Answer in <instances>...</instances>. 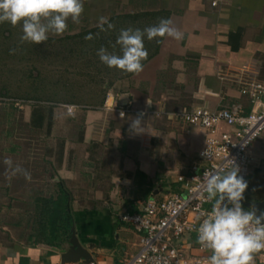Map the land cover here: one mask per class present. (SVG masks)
I'll list each match as a JSON object with an SVG mask.
<instances>
[{"label":"crops","instance_id":"obj_1","mask_svg":"<svg viewBox=\"0 0 264 264\" xmlns=\"http://www.w3.org/2000/svg\"><path fill=\"white\" fill-rule=\"evenodd\" d=\"M108 1L105 17L115 28L98 40L74 39L73 46L79 54L88 55L92 64L90 87L96 86L100 95L110 91L113 107L105 109L101 98L90 107L74 110L82 113L81 132L73 137L72 152L66 145L58 149L52 169L35 166L33 157L19 149L17 121L12 120L17 115L12 112L20 108L26 130H38L37 137L46 140L52 124L62 123L64 107H53V112L30 104L17 108V103L2 102L0 96V143L5 137L9 144L6 151L0 147V192H14L6 200L0 194V209L15 206L23 192L29 193L21 202L25 215L9 221L0 215V264H114L135 253L139 234L118 214L140 211L149 196L159 200L171 193L184 194L183 180L178 177L203 166L199 151L205 129L178 119L176 112L234 106L249 112L250 98L241 93L240 82L264 80V0H122L118 6ZM162 18H171L184 38L149 41L145 37L149 55L142 72L129 74L101 63L100 47L120 53L118 45L113 48L120 29H144ZM95 22L74 29L72 35L95 28ZM123 107L132 110L119 116L117 109ZM143 108L162 113L142 117L145 131L133 133L131 120ZM248 153L249 169L239 174L248 184L242 201L246 211L248 201L264 199V131L250 144ZM46 154L41 159L47 164L50 154ZM17 165L27 178L23 173L13 175ZM58 185L70 193L73 228L88 258L65 261L62 255L69 242L58 248L38 242L32 233L35 198L49 196L52 192H45L54 193ZM181 243L187 254L208 264L210 252L198 250L192 234ZM254 264H264V251L255 255Z\"/></svg>","mask_w":264,"mask_h":264},{"label":"clouds","instance_id":"obj_2","mask_svg":"<svg viewBox=\"0 0 264 264\" xmlns=\"http://www.w3.org/2000/svg\"><path fill=\"white\" fill-rule=\"evenodd\" d=\"M84 2L85 0H0V24L7 22L13 27L19 25L22 32L20 42L38 45L47 42L50 34L62 36L68 29L69 21L79 25ZM96 27L100 32H108L115 25L108 17L101 16ZM145 37L149 41L163 37L180 41L184 38V33L171 18H162L158 24L144 29L122 28L113 45V48L119 46L120 53L109 52L102 46L98 49L97 56L108 68L139 74L149 55L144 44ZM85 39L91 40L93 36L90 34ZM160 42L157 39V43ZM11 52L14 53L15 49ZM142 117L143 113L131 120V132L145 131ZM5 163L11 166L10 160H5ZM239 171V167L232 161L229 169H218L207 174L203 184L206 199L211 202L212 207L203 214L196 232L198 244L210 252L208 264H254L255 255L264 251V212L257 215L255 209H244L242 201L248 184L239 175ZM16 173H23L28 177L26 171L18 165L13 175Z\"/></svg>","mask_w":264,"mask_h":264},{"label":"built area","instance_id":"obj_3","mask_svg":"<svg viewBox=\"0 0 264 264\" xmlns=\"http://www.w3.org/2000/svg\"><path fill=\"white\" fill-rule=\"evenodd\" d=\"M214 3V2H213ZM240 91L250 98L251 110L243 113L237 107L210 110L203 107L182 109L175 116L195 126L205 129L203 146L199 157L203 166L183 180L184 194L171 193L162 199L149 196L140 211H122L118 219L130 224L139 234V247L135 253L114 264H200L201 258L191 256L183 249L181 239L192 234L198 250L207 251L197 242L198 227L203 214L211 210L203 190L207 174L227 170L232 161L239 167V174L245 173L250 166L248 153L250 144L264 131V80L246 79L240 82ZM112 94L107 91L102 106L112 109ZM67 113H72L75 104H62ZM130 107L117 109L123 116ZM145 116H159L157 110L139 111ZM225 126V129H222ZM207 153V155H204ZM209 252V251H207Z\"/></svg>","mask_w":264,"mask_h":264},{"label":"rangeland","instance_id":"obj_4","mask_svg":"<svg viewBox=\"0 0 264 264\" xmlns=\"http://www.w3.org/2000/svg\"><path fill=\"white\" fill-rule=\"evenodd\" d=\"M107 1L85 0L79 25L69 21L68 29L62 36L50 34L47 42L38 45L28 42L21 43L19 40L22 35L21 27L19 25L16 27L11 24L6 25L10 27V31L0 32V96L2 102L17 103V108L26 104L50 106L53 112V107H59L62 104H75L81 108L90 107L101 98L103 101L105 94L100 95L95 92L99 90L96 86L90 87L93 74L88 55L79 54L77 48L73 46V40L79 38L66 37L67 35L72 36L74 29L91 25L94 20H97L95 23H98L101 16L105 17L106 8L104 7ZM114 1L117 6L122 2V0ZM95 7H98V10ZM94 14L97 16L94 17ZM83 19L89 22L83 21ZM69 27L71 28L69 29ZM62 45L67 47H62ZM12 49H15L14 53L11 52ZM19 109L12 112V115H17V117L13 116L12 120L15 118L17 121L14 128L16 129L15 133L21 138L18 139L19 146H21L19 149L33 157L32 161L35 162V166H43L44 168L47 166L52 169L57 162L59 148L64 149L66 145L67 150L71 152L74 150L73 137L81 132L82 113L76 111L72 113L63 112L60 117L62 122L60 126L52 124L48 139L41 140V137H37L39 136L38 130L28 132L23 126L25 124L23 113ZM63 139L64 141L67 140L64 144ZM1 146L3 151L8 149L9 144L5 137L1 140ZM46 152L50 154H46L50 157L48 159L49 164L41 159ZM24 160L21 158V163ZM51 192L53 193V191L47 190L45 194ZM10 193L14 195V192H0L4 200L11 199ZM18 194L20 193L18 192ZM28 194L23 192L21 194L23 199L18 203L14 202L17 207L16 205L1 207V218L9 221L19 219L20 214L25 215L26 208L21 202H25V197Z\"/></svg>","mask_w":264,"mask_h":264},{"label":"trees","instance_id":"obj_5","mask_svg":"<svg viewBox=\"0 0 264 264\" xmlns=\"http://www.w3.org/2000/svg\"><path fill=\"white\" fill-rule=\"evenodd\" d=\"M9 24L7 22L0 24V32L10 31ZM103 33L100 32L98 27H95L66 38L73 39L77 37L84 40L86 36L91 34L93 36L91 40H98L104 38ZM89 64L92 65L91 63ZM48 108L51 111V107L49 106ZM72 227L71 198L69 191L65 187L58 185V189L49 196H37L35 198L32 233L38 242L58 248L63 247L69 242Z\"/></svg>","mask_w":264,"mask_h":264},{"label":"water","instance_id":"obj_6","mask_svg":"<svg viewBox=\"0 0 264 264\" xmlns=\"http://www.w3.org/2000/svg\"><path fill=\"white\" fill-rule=\"evenodd\" d=\"M247 208L255 209L257 215L264 212V199L257 201H248L246 203ZM88 258L86 250L79 244L77 237L75 235L74 228L72 227L70 237H69V247L63 252L62 258L65 261L72 260L74 257Z\"/></svg>","mask_w":264,"mask_h":264}]
</instances>
